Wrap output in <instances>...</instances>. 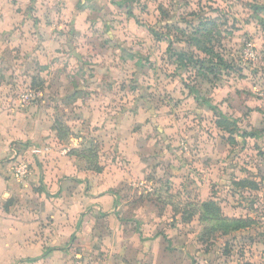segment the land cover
<instances>
[{"label": "rangeland", "instance_id": "1", "mask_svg": "<svg viewBox=\"0 0 264 264\" xmlns=\"http://www.w3.org/2000/svg\"><path fill=\"white\" fill-rule=\"evenodd\" d=\"M5 3L0 112L51 148L30 175L68 158L193 264H264V0Z\"/></svg>", "mask_w": 264, "mask_h": 264}, {"label": "crops", "instance_id": "2", "mask_svg": "<svg viewBox=\"0 0 264 264\" xmlns=\"http://www.w3.org/2000/svg\"><path fill=\"white\" fill-rule=\"evenodd\" d=\"M5 2L0 0V12L8 9ZM7 28L0 16V41ZM29 132L15 116L0 112V264H71L70 252L87 264H193L194 246L174 234L181 225L159 229L150 213L139 217L140 210L117 195L69 188L60 178L66 169L74 171L66 168L68 158H50L32 175L16 177L10 150L26 143Z\"/></svg>", "mask_w": 264, "mask_h": 264}, {"label": "built area", "instance_id": "3", "mask_svg": "<svg viewBox=\"0 0 264 264\" xmlns=\"http://www.w3.org/2000/svg\"><path fill=\"white\" fill-rule=\"evenodd\" d=\"M26 148V147H24ZM20 147L14 146L11 148L10 153L11 156H13L14 159H17V164L13 167V172L16 175V177L19 178H26L30 175V165L25 161L26 154L25 153H31L33 156L40 157L42 154H46L50 152V147H37L33 146L30 148H26L23 151H19ZM72 248V245H71ZM76 264H86L85 261L83 260L82 256L78 253L76 255Z\"/></svg>", "mask_w": 264, "mask_h": 264}, {"label": "trees", "instance_id": "4", "mask_svg": "<svg viewBox=\"0 0 264 264\" xmlns=\"http://www.w3.org/2000/svg\"><path fill=\"white\" fill-rule=\"evenodd\" d=\"M247 136V135H246ZM207 206H210V203L208 204V203H206L205 205H204V207H207ZM220 208V207H219Z\"/></svg>", "mask_w": 264, "mask_h": 264}]
</instances>
